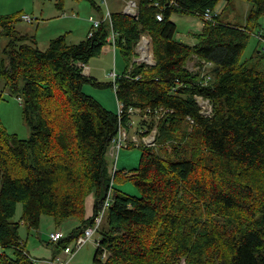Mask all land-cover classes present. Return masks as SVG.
I'll list each match as a JSON object with an SVG mask.
<instances>
[{"label": "trees", "instance_id": "trees-1", "mask_svg": "<svg viewBox=\"0 0 264 264\" xmlns=\"http://www.w3.org/2000/svg\"><path fill=\"white\" fill-rule=\"evenodd\" d=\"M88 1L102 17V7ZM175 1L157 20V8L137 0L136 17L112 11L111 26L104 20L76 43L60 34L45 49L34 34L18 29L22 14L0 15V79L20 98L31 130L20 139L0 119V264H37L21 228L53 231L77 221L67 235L50 241L55 258L93 222L109 188L112 200L90 264H264V49L243 58L250 24L257 27L264 16V0H250L249 25L218 16L201 21L193 44L175 38L170 13L200 18L223 0ZM55 5L62 9L63 0ZM111 29L126 63L116 100L125 109L172 110L157 123L156 147L140 145L138 166L123 174L139 196L114 185L118 171H112L108 152L117 113L84 91L87 85L113 87L109 79L83 73L108 44ZM142 34L150 39L152 65L133 62ZM193 57L213 63L206 86L186 69ZM195 95L209 100V116L201 114ZM127 120L125 112L122 122ZM89 195L93 211L86 218Z\"/></svg>", "mask_w": 264, "mask_h": 264}, {"label": "rangeland", "instance_id": "rangeland-1", "mask_svg": "<svg viewBox=\"0 0 264 264\" xmlns=\"http://www.w3.org/2000/svg\"><path fill=\"white\" fill-rule=\"evenodd\" d=\"M95 2L102 7L104 12L106 11V8L111 12H123L126 6V0H95ZM252 8L253 5L250 0H223L215 9L218 11V19L221 22L244 26L247 24L249 25L248 16ZM65 12L67 15H64ZM21 14L38 18L36 21L34 20L33 23L20 20L17 27L22 33L34 34L40 49H43L46 46L49 38L58 36L59 34L57 35L55 33H57V31L61 28L63 30L66 29L63 34H66L68 43H76L80 41V39L85 38L86 34H88L87 32L90 28V22L88 21L89 16L92 15L95 18H99V15L93 9L88 0H63L62 9H58L56 7L55 0H0L1 16H18ZM170 20L176 24L175 38L187 44L191 43V39L187 34L198 33L202 26L199 16L193 13L173 11L170 13ZM250 26L252 33L243 53V58L251 57L257 51H261L262 44L259 43L255 35L258 32H262L264 34V16L259 18L257 27L254 25L252 26V24H250ZM144 64L152 65L154 62ZM89 86L90 85L85 86L84 91L86 93L94 96L105 107L110 108L114 106L115 111L117 110L116 98L112 88H99L96 89L97 91H92ZM0 91L3 93V97L0 99V119L3 125L8 132L16 134L20 139L28 138L31 130L29 124L22 115V104L20 98L16 94L10 93L5 85V82L1 79ZM131 122L133 123V126L129 130L130 135L135 132L139 133L141 129L147 128V124H142L144 120L140 119L138 116H133ZM152 123L157 125L158 121L153 119ZM140 145L139 143L136 144L131 142L128 143L127 146L123 145L118 153L114 152L113 158L110 153L111 148L108 152V156L110 157L111 162H113V167H111L112 171H114V169L115 171H118L114 182L115 187L123 193L132 196H139L140 190L137 185L127 177L128 174H123L124 172H129L138 166L142 154V148ZM64 225L65 223L55 229L60 230L63 235H67L68 232L65 231L69 229L67 227L70 226ZM25 230L29 234V240L32 236H37L38 230L21 228L20 234L23 239L26 236ZM39 232L42 233V241L37 244L47 246L45 248L52 253V243L49 241V232L45 229ZM23 234H25V236H23ZM32 245L35 244L30 243V246ZM95 248L96 246L93 241L88 242L80 249V251L76 253L75 257L72 258L69 264H90L95 253ZM27 249L29 251V246H27ZM31 252L34 253L32 249ZM32 259L35 260L37 264H47L43 262L42 259H36L34 257H32Z\"/></svg>", "mask_w": 264, "mask_h": 264}, {"label": "built area", "instance_id": "built-area-1", "mask_svg": "<svg viewBox=\"0 0 264 264\" xmlns=\"http://www.w3.org/2000/svg\"><path fill=\"white\" fill-rule=\"evenodd\" d=\"M150 4L157 8L156 18L157 20H162L163 18V10L167 7L176 6L178 5L175 0H165L166 4L162 5L159 0H149ZM105 2V1H104ZM125 14H128L132 17H136L137 15V3L135 0H126V6L123 11ZM218 16V11L212 8H206L204 11L200 13V19L202 22H214L216 17ZM23 21L28 23L33 22L37 19V17H31L30 15L23 14L21 16ZM108 21L111 26V12L106 8L104 15L100 18H95L94 16H89L88 21L90 22V29L88 31L87 36H91L96 30L99 25L104 21ZM116 33L111 29V32L108 36V44L115 49V38ZM257 40L262 44V49H264V34L262 32H258L256 35ZM150 48V39L146 34H142L140 36L139 41L135 46V57L133 58V62L140 64L144 63H153L154 60L149 54ZM213 68V63L211 61L193 57L192 60H189L186 64V69L193 74L199 75L202 79L201 84L206 86L211 79V69ZM84 73V72H83ZM128 74V73H127ZM127 74L125 76L127 77ZM108 79L113 83V91L116 92L117 90V83L116 80L120 77V74L116 73L115 70H112L107 75ZM140 76L136 75L135 79H138ZM175 90V88H173ZM196 102L200 107V112L204 116H209L212 105L208 99L203 98L201 95L194 96ZM117 104V116H118V131L116 137L113 139L111 145V155L112 158L114 156V152L118 153L120 148L125 145L127 146L128 143H139V145H144L148 147L155 148L156 147V136H157V125H152L151 129L144 128L139 131V133H133L130 135V129L133 126L131 122L133 116H138L140 119L148 122H152L153 119L159 121L169 112L172 110L164 108V107H157L155 109L150 108H139L130 106L127 109L124 108V105L121 101L116 100ZM128 113V120L126 124L122 122V116L124 113ZM189 122H192L190 118H187ZM112 200V189L109 188L106 193V198L104 202H102L100 209L98 210L97 214L93 217V222L84 229L83 234L77 237V239L71 243L69 246L65 247L62 252L57 255L55 258H49L46 260L47 264H69L72 260L75 253L84 247L88 242L93 241L95 246L100 243V239L97 237V230L98 227L105 215L107 207L110 205ZM62 236V232H50L49 233V241L55 242ZM94 238V239H93Z\"/></svg>", "mask_w": 264, "mask_h": 264}, {"label": "crops", "instance_id": "crops-1", "mask_svg": "<svg viewBox=\"0 0 264 264\" xmlns=\"http://www.w3.org/2000/svg\"><path fill=\"white\" fill-rule=\"evenodd\" d=\"M64 15H67L66 12L64 13ZM65 31H66V29L63 30L61 28L55 34L60 35L61 33L63 34V32H65ZM187 35L191 39L190 44H193L195 42L193 34L188 33ZM86 36H87V34H86ZM50 39H52V37L48 39L46 46L43 49H45L47 47ZM37 45H38V41H37ZM125 69H126V63L124 62L121 54L119 52L115 51V49L113 50V48H111V46L109 44H106L102 47L101 53L98 56L89 59L88 62L85 65H83V72L85 75L92 76V77H94L98 80H101V81L108 80L107 75L112 70H115L116 73L121 74V73H123V71ZM89 87L92 91L93 90L97 91L95 87H93V86L92 87L89 86ZM103 100H105V99H103ZM116 107H117V104H116ZM110 108L115 111L114 106H112ZM93 201H94L93 195H89L86 199V206H85L86 218L92 214ZM77 224H78V222L75 220H69V221L65 222V225L70 226V227H67L69 229H67L65 232L69 233ZM56 231H60V230H53V231H48V232L50 233V232H56ZM25 233H26V236H25V234H23V236H25L24 240H26V244H27V246H29V251H28L29 254L36 259L37 258L42 259V261L46 263V260H48L51 257V252L48 251L47 248H45L47 246H41V245L37 244L38 242L42 241V236H41L42 233L41 232L39 233V231H37V236L36 237L32 236L30 238V240H29V234L26 232V230H25ZM30 243H33L35 245L30 246ZM31 249L34 251V253L31 252ZM78 251H80V250H78ZM76 253H75V255H76ZM75 255L73 256V258L75 257ZM45 258H47V259H45Z\"/></svg>", "mask_w": 264, "mask_h": 264}]
</instances>
